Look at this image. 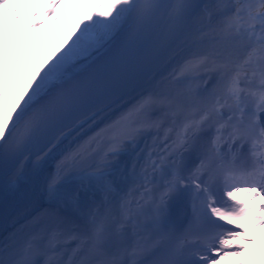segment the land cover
<instances>
[{"label":"snow or ice","instance_id":"obj_1","mask_svg":"<svg viewBox=\"0 0 264 264\" xmlns=\"http://www.w3.org/2000/svg\"><path fill=\"white\" fill-rule=\"evenodd\" d=\"M255 261L264 0H0V264Z\"/></svg>","mask_w":264,"mask_h":264}]
</instances>
